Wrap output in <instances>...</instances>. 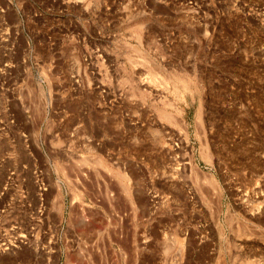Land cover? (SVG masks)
<instances>
[{
	"label": "rangeland",
	"instance_id": "1",
	"mask_svg": "<svg viewBox=\"0 0 264 264\" xmlns=\"http://www.w3.org/2000/svg\"><path fill=\"white\" fill-rule=\"evenodd\" d=\"M0 264H264V0H0Z\"/></svg>",
	"mask_w": 264,
	"mask_h": 264
}]
</instances>
